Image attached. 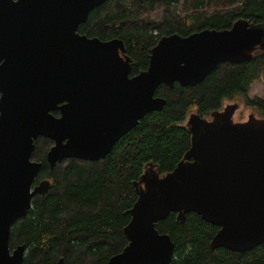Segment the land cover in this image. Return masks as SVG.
Masks as SVG:
<instances>
[{
	"label": "water",
	"instance_id": "1",
	"mask_svg": "<svg viewBox=\"0 0 264 264\" xmlns=\"http://www.w3.org/2000/svg\"><path fill=\"white\" fill-rule=\"evenodd\" d=\"M106 2L0 0V264H25L26 247L11 249L9 240L13 224L43 192L34 186L42 164L32 160L39 137L54 141L47 155L52 167L103 160L149 113L165 107L156 96L162 83L199 85L219 65L264 46V26L244 22L172 34L158 41L149 68L131 76L122 39L77 33ZM191 131L186 160L140 188L124 230L128 244L105 264H171L175 243L156 225L172 213L184 220L193 212L219 227L211 249L245 253L264 244V117L236 122L222 110Z\"/></svg>",
	"mask_w": 264,
	"mask_h": 264
},
{
	"label": "trees",
	"instance_id": "2",
	"mask_svg": "<svg viewBox=\"0 0 264 264\" xmlns=\"http://www.w3.org/2000/svg\"><path fill=\"white\" fill-rule=\"evenodd\" d=\"M242 22L264 26V0H108L80 31L102 40L122 39L133 76L149 68L150 54L165 36L227 30ZM262 74L264 46H259L248 59L219 65L199 85L162 83L156 96L166 100L165 107L149 113L98 162L68 159L51 167L47 154L53 142L38 138L33 159L42 168L34 186L43 192L34 196L27 216L13 224L10 248L26 247L25 264L107 263L128 244L124 230L142 177L155 167L160 178L186 160L193 137L185 124L188 116L194 112L191 121L203 120L223 103L242 99L264 117V99L248 95ZM156 229L175 243L171 264H264V244L245 253L211 249L220 228L193 212L184 220L172 213Z\"/></svg>",
	"mask_w": 264,
	"mask_h": 264
},
{
	"label": "rangeland",
	"instance_id": "3",
	"mask_svg": "<svg viewBox=\"0 0 264 264\" xmlns=\"http://www.w3.org/2000/svg\"><path fill=\"white\" fill-rule=\"evenodd\" d=\"M123 54H124V52H123ZM123 54H122V56H123ZM130 63L132 65L131 60H130ZM248 90H249L248 91L249 92L248 95H249L250 98L254 99V97H260V98L264 99V74H262L259 78L254 79V81L252 82V84L250 86V89H248ZM222 110H230V111H232L233 112V119L236 122H244V121H247L251 117H254V116L256 118H261V115L258 112H253L251 109H249L245 105V103H244V101L242 99L241 100L237 99V100H234V101H229L228 103L227 102L223 103V107L219 111H222ZM193 116H194V112L191 113L190 116H188V118H187V120L185 122V124H188V126L192 127V128H194V124H197L199 122V120H197V119H194L193 121H191V117H193ZM206 119L211 120L212 119V115L210 114V115L206 116ZM153 170H155V167H154ZM153 170L152 171L151 170L148 171V174H150V175H149V178L146 177V179H145L146 183L143 182V177H142V180L140 182V185H142L141 186L142 189L146 188V187H143V186H150L152 184V182L154 180V179L152 180V178L155 175V172ZM155 176H157V175H155ZM162 177H164V176H162ZM162 177H160V178H162ZM140 185L138 184V186H140ZM139 190H140V188H139ZM26 251H27V249H26ZM26 251H25V255L27 254Z\"/></svg>",
	"mask_w": 264,
	"mask_h": 264
},
{
	"label": "flooded vegetation",
	"instance_id": "4",
	"mask_svg": "<svg viewBox=\"0 0 264 264\" xmlns=\"http://www.w3.org/2000/svg\"><path fill=\"white\" fill-rule=\"evenodd\" d=\"M90 15V14H89ZM88 18H89V16H88ZM88 21V20H87ZM86 23V22H85ZM85 23H82L80 26H79V28H78V30H77V33H79L80 35H82V36H86L87 38H89V39H92V38H98V37H89L88 35H86V34H84V33H82L81 31H80V27L83 25V24H85ZM100 39V38H99ZM100 40H102V39H100ZM102 41H108V40H102ZM132 76V75H131ZM134 76V75H133ZM0 97H1V93H0ZM57 113V114H56ZM54 115L55 116H57V117H59L60 116V113L57 111V112H54ZM45 138V137H44ZM47 139H49V138H47ZM51 140V139H50ZM53 143H52V146L50 147V149H49V151L51 150V148L54 146V141L53 140H51ZM49 151H48V153H49ZM48 155V154H47ZM32 160L33 161H35L34 159H33V157H32ZM37 162V161H36ZM38 163H40V162H38ZM49 164V163H48ZM50 165V164H49ZM51 166V165H50ZM52 167V166H51ZM55 167V166H54ZM42 168V167H41ZM36 180V179H35ZM35 183V182H34Z\"/></svg>",
	"mask_w": 264,
	"mask_h": 264
},
{
	"label": "bare ground",
	"instance_id": "5",
	"mask_svg": "<svg viewBox=\"0 0 264 264\" xmlns=\"http://www.w3.org/2000/svg\"><path fill=\"white\" fill-rule=\"evenodd\" d=\"M251 49V48H250ZM249 50V49H248Z\"/></svg>",
	"mask_w": 264,
	"mask_h": 264
}]
</instances>
